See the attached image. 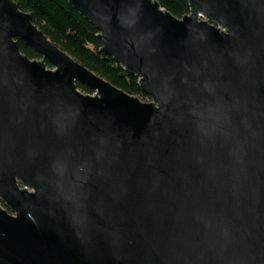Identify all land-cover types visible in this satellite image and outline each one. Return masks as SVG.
I'll use <instances>...</instances> for the list:
<instances>
[{
    "label": "water",
    "instance_id": "water-1",
    "mask_svg": "<svg viewBox=\"0 0 264 264\" xmlns=\"http://www.w3.org/2000/svg\"><path fill=\"white\" fill-rule=\"evenodd\" d=\"M66 1L151 101L0 0V264H264V0Z\"/></svg>",
    "mask_w": 264,
    "mask_h": 264
},
{
    "label": "trees",
    "instance_id": "trees-1",
    "mask_svg": "<svg viewBox=\"0 0 264 264\" xmlns=\"http://www.w3.org/2000/svg\"><path fill=\"white\" fill-rule=\"evenodd\" d=\"M20 9L31 14L33 23L58 47L85 67L113 85L141 99L149 98L137 83L110 55L101 53L97 29L82 17L66 0H14ZM161 7L180 18L189 12L187 0H157ZM18 47L30 59L41 56L23 41ZM48 66L50 64L47 63ZM82 91H88L77 84Z\"/></svg>",
    "mask_w": 264,
    "mask_h": 264
},
{
    "label": "rangeland",
    "instance_id": "rangeland-1",
    "mask_svg": "<svg viewBox=\"0 0 264 264\" xmlns=\"http://www.w3.org/2000/svg\"><path fill=\"white\" fill-rule=\"evenodd\" d=\"M48 67H50L51 68V65L50 66H48ZM80 90V89H79ZM81 92H83V93H88V94H91V92L90 91H82V90H80ZM141 99V98H140ZM142 101H145V102H149V101H151V99H150V97L149 98H144V99H141Z\"/></svg>",
    "mask_w": 264,
    "mask_h": 264
}]
</instances>
